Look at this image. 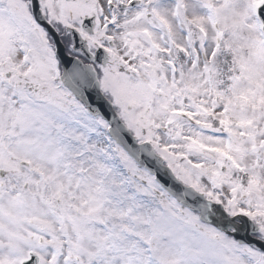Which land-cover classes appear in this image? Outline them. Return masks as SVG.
<instances>
[{
    "label": "snow or ice",
    "instance_id": "snow-or-ice-1",
    "mask_svg": "<svg viewBox=\"0 0 264 264\" xmlns=\"http://www.w3.org/2000/svg\"><path fill=\"white\" fill-rule=\"evenodd\" d=\"M0 264H264V0H0Z\"/></svg>",
    "mask_w": 264,
    "mask_h": 264
}]
</instances>
